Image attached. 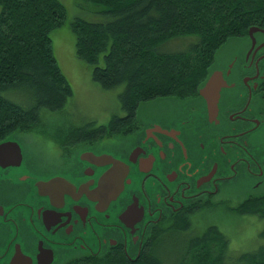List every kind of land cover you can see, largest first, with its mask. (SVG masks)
I'll list each match as a JSON object with an SVG mask.
<instances>
[{"label":"flooded vegetation","instance_id":"af4514ba","mask_svg":"<svg viewBox=\"0 0 264 264\" xmlns=\"http://www.w3.org/2000/svg\"><path fill=\"white\" fill-rule=\"evenodd\" d=\"M232 39L229 59L213 68L214 61L209 74L222 73L212 113L200 92L208 76L198 95L141 104L122 123L129 131L90 142L58 166L41 162L16 135L0 140L22 148V159L11 147L0 164V264H64L119 247L133 258L160 222L211 195L241 204L264 194V26ZM113 166L124 188L109 204L93 201L90 193ZM59 176L69 182L58 184L63 199L37 191L38 182ZM135 201L125 223L120 216Z\"/></svg>","mask_w":264,"mask_h":264},{"label":"trees","instance_id":"16d2710c","mask_svg":"<svg viewBox=\"0 0 264 264\" xmlns=\"http://www.w3.org/2000/svg\"><path fill=\"white\" fill-rule=\"evenodd\" d=\"M87 1L104 17L72 20L77 56L93 65V80L103 88L124 85L120 100L129 114L114 115L92 134L117 131L142 103L198 93L219 49L249 27L264 26V0ZM66 16L62 0H0V139L35 125L42 108L61 109L73 93L50 36ZM179 38L187 40L182 48L169 47ZM14 91L30 93L34 102L9 98ZM205 204L174 218L171 227L155 228L136 257L119 247L113 255L82 256L64 264H164V250L175 264H264V246L234 254L229 237L216 224L191 232L190 213ZM234 208L264 218V194Z\"/></svg>","mask_w":264,"mask_h":264},{"label":"rangeland","instance_id":"374dc122","mask_svg":"<svg viewBox=\"0 0 264 264\" xmlns=\"http://www.w3.org/2000/svg\"><path fill=\"white\" fill-rule=\"evenodd\" d=\"M62 2L67 9L66 19L61 26L50 31V36L54 54L72 85L73 93L61 109L42 108L40 120L35 125L22 130L16 129L0 139L11 135L20 137L37 153L41 162L51 166H58L67 162L72 153L90 142L129 131L128 125L120 124V129L117 131L112 130L110 132L107 129V131L99 130L98 133L92 134V131L101 128V125H107L114 115L121 116L126 111L123 109L120 100V92L123 91L124 85L110 89L103 88L93 80V65L77 56L76 53V35L72 28V20L75 17H83L87 20L99 19L103 18L104 14L87 0H62ZM232 40H228L219 49L213 68L215 66L220 67L223 60L229 59ZM185 42L187 40L183 38L174 39L169 43V47L179 50L175 48H182ZM18 92L8 93V97L19 102L22 99L27 104L34 102L30 100V93ZM196 95H198L197 92L180 96L191 98ZM88 132H91V136H88ZM239 198L220 199L219 195L209 196L205 200L206 202H203V204L206 203L205 208L190 213L192 218L191 232L197 234L205 230L210 224L218 225L229 237L230 250L234 254L264 246V237L261 235L264 230V218L256 214H242L237 212L235 208L233 209ZM230 203L232 206L229 205ZM186 212L183 210L172 217L165 218L159 225L170 223L171 227L174 218L176 220ZM108 253L113 255L114 249L109 250ZM163 253L164 264L176 263L175 257L169 255L168 250H164ZM81 256L76 255L68 261Z\"/></svg>","mask_w":264,"mask_h":264},{"label":"water","instance_id":"95a60500","mask_svg":"<svg viewBox=\"0 0 264 264\" xmlns=\"http://www.w3.org/2000/svg\"><path fill=\"white\" fill-rule=\"evenodd\" d=\"M253 28V27H251ZM253 29H251L252 32ZM222 81V73L220 71H214L209 78L207 79L206 83L201 87L200 92L207 98L208 104L210 107V111L212 113L213 107L217 109V100L219 96V90H220V82ZM13 148L12 153H15L16 155L20 154L22 159V148L19 142L15 141H4L0 143V164H3L2 157L5 154L9 153V149ZM90 153L95 159L101 158H107L108 162H113L114 165L119 166L122 162L119 159H116L112 154H103L102 156H96L94 152H88ZM116 166L112 169H110L106 175L103 174L100 178L99 184L97 187H95L92 192L90 193V198L93 201H97L98 203H110L112 200L116 199L119 195V193L124 188V181L121 179L120 181L116 180ZM62 181H67L64 177H55L51 179H43L42 181L38 182L36 185L37 191L40 193H47L52 192V196L59 193V196L61 199L64 198L66 191L61 192L60 187L58 184ZM68 182V181H67ZM69 183V182H68ZM59 191V192H58ZM49 194V193H47ZM138 208V201L133 202L130 204L125 211L121 214V219L126 223V218H129L130 216L134 215L135 209ZM49 211V210H48ZM47 211V214H48ZM142 216V211L140 212ZM49 215V214H48ZM46 220V219H45ZM137 220H140L137 219ZM47 223V221H46ZM19 257H21V252H19Z\"/></svg>","mask_w":264,"mask_h":264}]
</instances>
